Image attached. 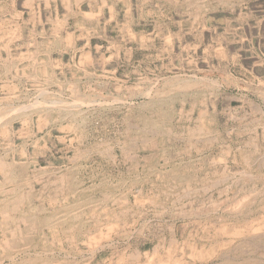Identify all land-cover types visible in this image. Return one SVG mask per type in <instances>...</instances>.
Wrapping results in <instances>:
<instances>
[{
	"label": "rangeland",
	"instance_id": "374dc122",
	"mask_svg": "<svg viewBox=\"0 0 264 264\" xmlns=\"http://www.w3.org/2000/svg\"><path fill=\"white\" fill-rule=\"evenodd\" d=\"M188 2L0 0V264H264V0Z\"/></svg>",
	"mask_w": 264,
	"mask_h": 264
},
{
	"label": "bare ground",
	"instance_id": "6f19581e",
	"mask_svg": "<svg viewBox=\"0 0 264 264\" xmlns=\"http://www.w3.org/2000/svg\"><path fill=\"white\" fill-rule=\"evenodd\" d=\"M170 1H171V0H170ZM179 1H180V0H179ZM194 1H195V0H194ZM105 2H106V1H105ZM161 2H162V1H161ZM175 2H176V1H175ZM189 2H190V0H189ZM189 2H188V3H189ZM171 3H172V2H171ZM176 4H177V3H176ZM189 4H190V3H189ZM172 6H173V4H172ZM188 6H190V5H188ZM100 7H101V6H100ZM175 7H176V6H175ZM178 7H179V6H178ZM191 7H192V6H191ZM196 8H197V7H196ZM174 9H175V8H174ZM188 9H189V8H188ZM188 9H187V10H188ZM190 9H191V8H190ZM190 9H189V10H190ZM199 9H201V8L199 7ZM112 10H113V9H112ZM79 11H80V10H79ZM147 11H148V10H147ZM185 11H186V10H185ZM185 11H184V12H185ZM191 11H192V10H191ZM128 12H129V11H128ZM186 12H187V11H186ZM200 13H201V12H200ZM200 13H199V14H200ZM188 14H189V13H188ZM92 15H93V13H92ZM86 16H90V15H87V14H86ZM90 17H91V16H90ZM197 18H198V17H197ZM86 19H87V18H86ZM181 20H182V19H181ZM84 22H85V21H84ZM64 24H65V23H64ZM168 40H169V38H168ZM86 43H87V42H86ZM130 56H131V55H130ZM40 69H41V68H40ZM47 69H48V68H47ZM50 70H51V69H50ZM102 71H103V70H102ZM38 77H39V76H38ZM45 77H46V76H45ZM50 77H51V74H50ZM47 78H48V76H47ZM199 78H200V76H199ZM29 79H30V78H29ZM54 79H55V78H54ZM210 79H211V78H210ZM51 80H52V79H51ZM25 81H26V80H25ZM49 81H50V80H49ZM49 81H48V82H49ZM17 82H18V81H17ZM50 82H54V81H50ZM50 82H49V83H50ZM193 82H194V81H193ZM49 83H48V84H49ZM181 83H182V82H181ZM57 84H58V83H57ZM189 84H190V83H189ZM191 84H193V83H191ZM191 84H190V85H191ZM195 84H196V83H195ZM40 85H41V84H40ZM183 85H184V84H183ZM185 85H188V84H185ZM138 86H139V85H138ZM140 87H142V86H140ZM68 88H69V87H68ZM252 89H253V88H252ZM44 90H45V89H44ZM73 90H74V89H73ZM48 91H49V90H48ZM55 91H56V90H55ZM73 92H74V91H73ZM69 96H70V95H69ZM123 96H124V95H123ZM55 97H56V96H55ZM17 98H18V97H17ZM53 98H54V97H53ZM57 98H59V97H57ZM113 99H114V98H113ZM73 100H74V99H73ZM119 100H120V99H119ZM153 100H154V99H153ZM168 100H169V99H168ZM53 101H54V100H53ZM57 101H58V100H57ZM60 101H63V100H60ZM65 101H66V100H65ZM42 102H43V101H42ZM80 102H81V101H80ZM135 102H136V101H135ZM26 104H27V103H26ZM28 104H29V103H28ZM54 104H55V101H54ZM58 104H60V103H57V106H59ZM82 104H83V103H82ZM94 104H95V103H94ZM162 105H163V104H162ZM165 105H166V104H165ZM167 105H168V104H167ZM41 106H42V105H41ZM43 106H44V105H43ZM55 106H56V105H55ZM257 106H258V105H257ZM257 106H256V107H257ZM12 107H13V106H12ZM17 107H18V106H17ZM168 107H169V105H168ZM201 107H202V106H201ZM259 107H260V106H259ZM9 108H11V107H9ZM28 108H30V107H28ZM58 108H59V107H58ZM63 108H65V106H64ZM254 108H255V107H254ZM23 109H24V108H23ZM25 109H26V107H25ZM49 109H50V108H49ZM159 109H160V108H159ZM3 110H4V109H3ZM7 110H8V109H7ZM9 110H10V109H9ZM42 110H43V109H42ZM45 110H46V109H45ZM47 110H48V109H47ZM58 110H59V109H58ZM161 110H164V109H161ZM161 110H160V111H161ZM204 110H205V109H204ZM204 110H203V111H204ZM211 110H212V109H211ZM257 110H258V109H257ZM164 111H165V110H164ZM22 112H23V111H22ZM28 112H29V111H28ZM45 112H46V111H44V113H45ZM48 112H49V111H48ZM58 112H59V111H58ZM58 112H57V113H58ZM256 112H257V111H256ZM4 113H5V112H4ZM15 113H16V112H15ZM40 113H42V112H40ZM65 113H66V112H65ZM69 113H70V112H69ZM201 113H202V112H201ZM201 113H200V115H201ZM23 114H25V112H24ZM151 114H152V113H151ZM203 114H205V113H203ZM46 115H47V114H46ZM48 115H49V114H48ZM158 115H159V114H158ZM200 115H199V116H200ZM49 116H50V115H49ZM65 116H66V115H65ZM46 117H47V116H46ZM146 117H148V116L145 115V118H146ZM150 117H151V116H150ZM204 117H205V116H204ZM204 117H203V118H204ZM237 117H238V116H237ZM237 117H236V118H237ZM245 117H246V116H245ZM39 118H40V117H39ZM152 118H153V117H152ZM203 118H202V119H203ZM20 119H21V118H20ZM40 119H42V121H43L44 118H40ZM40 119H39V122H40ZM136 119H137V118H136ZM202 119H200L201 122H202ZM238 119H239V118H238ZM144 120H146V119H144ZM154 120H155V119H154ZM205 120H206V119H205ZM198 121H199V119H198ZM209 121H210V119H209ZM43 122H44V121H43ZM211 122H213V121H211ZM208 123H210V122H208ZM250 123H251V122H250ZM39 124H40V123H39ZM187 124H188V123H187ZM203 124H204V123H203ZM263 124H264V123H263ZM41 125H42V122H41ZM65 125H66V124H65ZM198 125H199V124H197V126H198ZM201 125H202V124H201ZM38 126H39V125H38ZM73 126H74V125H73ZM167 126H168V125H167ZM27 127H28V126H27ZM71 127H72V126H71ZM199 127L201 128V126H199ZM203 127H205V126L203 125ZM38 128H39V127H38ZM76 128H77V127H76ZM206 128H207V127H206ZM210 128H211V127H210ZM242 128H243V127H242ZM22 129H23V128H22ZM39 129H40V128H39ZM41 129H42V128H41ZM207 129H208V128H207ZM28 130H29V129H28ZM32 130H33V129H32ZM32 130H31V131H32ZM73 130H74V129H73ZM172 130H173V129H172ZM194 130H195V129H194ZM199 130H200V129H199ZM199 130H197V131L200 132ZM231 130H232V129H231ZM26 131H27V130H26ZM150 131H151V130H150ZM197 131H196V132H197ZM201 131H202V129H201ZM75 132H76V131H75ZM198 132H197V133H198ZM203 132H204V131H203ZM5 133H6V132H5ZM8 133H9V132H8ZM155 133H156V131H155ZM162 133H164V132H162ZM153 134H154V133H153ZM182 135H183V134H182ZM192 135H193V134H192ZM201 135H202V134H201ZM6 136H7V135H6ZM29 136H30V135H29ZM79 136H80V135H78V137H79ZM123 136H124V135H123ZM198 136H199V135H198ZM162 137H163V136H162ZM182 138H183V137H182ZM250 138H251V137H250ZM43 139H44V138H43ZM144 139H145V138H144ZM195 139H196V138H195ZM44 142H45V141H44ZM44 142H43V143H44ZM136 142H137V140H136ZM248 143H249V142H248ZM221 144H222V143H221ZM244 144H245V143H244ZM254 144H255V143H254ZM16 145H17V144H16ZM37 145H38V144H37ZM42 145H43V144H42ZM252 145H253V144H252ZM9 146H10V145H9ZM165 147H166V146H165ZM21 148H22V147H21ZM125 148H126V147H125ZM34 149H35V148H34ZM75 150H76V149H75ZM229 150H230V149H229ZM109 151H110V150H109ZM22 152H23V151H22ZM83 152H84V151H83ZM23 153H24V152H23ZM33 153H34V152H33ZM76 153H77V152H76ZM76 153H75V154H76ZM245 155H246V154H245ZM247 155H248V154H247ZM262 155H263V154H262ZM213 159H214V158H213ZM247 159H248V158H247ZM219 160H221V159H219ZM12 161H14V160H12ZM248 161H249V160H248ZM124 163H125V162H124ZM258 164H259V163H258ZM175 166H176V165H175ZM177 166H178V165H177ZM183 166H184V165H183ZM178 167H179V166H178ZM178 167H177V168H178ZM183 168H184V167H183ZM13 170H14V169H13ZM171 170H173V169H171ZM189 170H190V169H189ZM4 171H5V170H4ZM183 171H184V170H183ZM187 171H188V169H187ZM244 171H245V170H244ZM176 172H177V171H176ZM188 172H189V171H188ZM144 173H145V172H144ZM183 173H184V172H183ZM240 173H242V172H240ZM244 173H245V172H244ZM11 174H12V173H11ZM11 174H10V175H11ZM13 175H14V174H13ZM157 175H158V174H157ZM168 175H169V174H168ZM176 175H177V174H176ZM180 175H181V174H180ZM234 175H235V174H234ZM251 176H252V175H251ZM251 176H250V177H251ZM14 177H15V176H14ZM14 177H12V178H14ZM181 177H182V176H181ZM181 177H180V178H181ZM253 177H254V176H253ZM162 178H163V177H162ZM182 178H183V177H182ZM182 178H181V179H182ZM181 179H180V181H181ZM184 179H185V178H184ZM184 179H182V181H183ZM224 179H225V178H224ZM159 180H160V179H159ZM205 180H206V179H205ZM218 180H219V179H218ZM225 180H226V179H225ZM172 181H173V180H172ZM199 181H200V180H199ZM216 181H217V180H216ZM146 182H147V181H146ZM163 182H164V181H163ZM163 182H162V183H163ZM218 182H219V181H218ZM220 182H221V181H220ZM143 183H144V182H143ZM143 183H142V184H143ZM164 183H165V182H164ZM164 183H163V184H164ZM181 183H182V182H181ZM246 183H247V182H246ZM16 184H17V183H16ZM199 184H200V183H199ZM231 184H232V183H231ZM253 184H254V183H253ZM61 185H62V184H61ZM229 185H230V184H229ZM27 186H28V185H27ZM226 186H227V185H226ZM28 187H29V186H28ZM131 187H132V186H131ZM179 187H180V186H179ZM8 188H9V187H8ZM216 188H217V187H216ZM21 189H22V188H21ZM163 189H164V188H163ZM171 189H172V188H171ZM171 189H170V190H171ZM205 189H206V187H205ZM245 189H246V188H245ZM2 190H3V189H2ZM14 190H17V189H14ZM17 191H18V190H17ZM19 191H20V190H19ZM1 192H2V191H1ZM3 192H4V191H3ZM138 192H139V191H138ZM174 192H175V191H174ZM259 192H261V191H259ZM16 193H18V192H16ZM26 193H27V192H26ZM159 193H160V192H159ZM161 193H162V192H161ZM165 193H167V192H165ZM7 194H8V193H7ZM11 194H13V193H11ZM14 194H15V192H14ZM18 194H19V193H18ZM23 194H24V193H23ZM110 194H111V193H110ZM167 194H168V193H167ZM106 195H107V194H106ZM156 195H157V194H156ZM164 195H165V194H164ZM168 195H169V194H168ZM244 195H245V194H244ZM10 196H11V195H10ZM14 196H15V195H14ZM107 196H108V195H107ZM126 196H127V195H126ZM151 196H152V195H151ZM242 196H243V195H242ZM242 196H240V197H241V198H244V197H242ZM246 196H247V195H246ZM5 197H8V196L6 195ZM60 197H61V196H60ZM0 198H1V197H0ZM16 198H17V197H16ZM25 198H26V197H25ZM253 198H254V197H253ZM2 199H3V198H2ZM28 199H29V198H28ZM32 199H33V198H32ZM147 199H148V198H147ZM147 199H145V200H147ZM166 199H167V197H166ZM239 199H240V198H239ZM114 200H115V199H114ZM114 200H113V201H114ZM138 200H139V199H138ZM150 200H151V199H150ZM159 200H160V199H159ZM233 200H234V199H233ZM246 200H249V199H246ZM28 201H29V200H28ZM231 201H232V200H231ZM249 201H250V200H249ZM251 201H252V199H251ZM3 202H4V200H3ZM239 202H240V201H239ZM239 202H237V203H239ZM29 203H30V202H29ZM51 203H52V202H51ZM54 203H55V202H54ZM90 203H91V202H90ZM92 203H93V202H92ZM110 203H111V202H110ZM233 203H234V202H233ZM233 203H232V204H233ZM235 203H236V202H235ZM65 204L67 205V203H65ZM68 204H70V203H68ZM164 204H165V203H164ZM228 204H229V203H228ZM244 204H245V203H244ZM2 205H3V204H2ZM19 205H20V204H19ZM27 205H28V204H27ZM43 205H44V204H43ZM234 205H235V204H234ZM236 205H239V204H236ZM31 206H32V205H31ZM40 206H41V204H40ZM40 206H39V207H40ZM44 206H45V205H44ZM60 206H62V204H61ZM240 206H241V205H240ZM27 207H28V206H27ZM27 207H26V209H27ZM32 207H33V206H32ZM35 207H36V206H35ZM39 207H38V208H39ZM65 207H67V206H65ZM65 207H63V208L65 209ZM0 208H1V207H0ZM18 208H19V207H18ZM33 208H34V207H33ZM136 208H137V207H136ZM22 209H25V208H22ZM39 209L42 210V208H39ZM48 209H49V208H48ZM212 209H213V208H212ZM230 209H231V208H230ZM236 209L238 210V208H236ZM240 209H241V208H240ZM17 210H18V209H17ZM17 210H15V212H17ZM30 210H31V209H30ZM34 210H35V209H34ZM34 210H33V211H34ZM123 210H125V209H123ZM31 211H32V210H31ZM44 211H45V209H44ZM58 211H59V210H58ZM58 211L55 212L56 215L59 214ZM65 211H66V210H65ZM134 211H135V210H134ZM162 211H163V210H162ZM182 211H183V210H182ZM18 212H19V211H18ZM22 212H23V211H22ZM51 212H52V211H51ZM51 212H50V213H51ZM53 212H54V211H53ZM57 212H58V213H57ZM62 212H63V211H62ZM124 212H125V211H124ZM29 213H30V212H29ZM40 213H41V212H40ZM68 213H69V212H68ZM133 213H134V212H133ZM155 213H156V212H155ZM196 213H197V212H196ZM237 213L239 214V212H237ZM27 214H28V213H27ZM27 214L25 213L24 215H27ZM48 214H49V213H48ZM53 214H54V213H53ZM53 214H52V215H53ZM62 214H63V213H62ZM64 214H65V213H64ZM115 214H116V213H115ZM138 214H139V213H138ZM21 215H22V214H21ZM66 215H68L67 212H66ZM141 215H143V214H141ZM185 215H186V214H185ZM232 215H233V214H232ZM243 215H244V214H243ZM9 216H10V215H9ZM37 216H38V215H37ZM68 216H69V215H68ZM160 216H161V215H160ZM186 216H187V215H186ZM188 216H189V215H188ZM39 217H41V216H39ZM53 217H55V215H53ZM60 217H61V216H60ZM66 217H67V216H66ZM70 217H71V216H70ZM8 218H9V217H8ZM8 218H7V220H8ZM48 218H49V215H48L47 219H48ZM62 218H63V217H62ZM136 218H137V217H136ZM193 218H194V217H193ZM52 219H53V218H52ZM55 219H56V218H55ZM71 219H72V218H71ZM250 219H251V218H250ZM262 219H263V218H262ZM58 220H59V219H58ZM62 220H63V219H62ZM69 220H70V218H69ZM149 220H150V219H149ZM38 221H39V218H38ZM52 221H53V220H52ZM63 221H66V220H63ZM107 221H108V220H107ZM110 221H111V220H110ZM9 222H10V221H9ZM14 222H15V221H14ZM50 222H51V220H50ZM50 222H49V223H50ZM53 222H54V221H53ZM56 222H57V220H56ZM66 222H69V221H66ZM66 222H65V223H66ZM111 222H112V221H111ZM116 222H117V221H116ZM5 223H6V221H5ZM37 223H38V222H37ZM47 223H48V222H47ZM58 223H59V222H58ZM165 223H166V222H165ZM53 224H54V223H53ZM56 224H57V223H56ZM60 224H61V223H60ZM70 224H71V222H70ZM70 224L68 223V226H70ZM73 224H74V223H73ZM76 224H77V223H76ZM78 224H79V223H78ZM112 224H113V223H112ZM6 225H7V224H6ZM50 226H53V225L50 224ZM79 226H80V224H79ZM121 226H122V225H121ZM7 227H8V226H7ZM7 227H6V228H7ZM10 227H11V226H10ZM45 227H46V226H45ZM54 227H55V226H54ZM57 227H58V225H57ZM60 227H61V226H60ZM62 227H63V225H62ZM77 227H78V226H77ZM108 227H109V226H108ZM224 227L226 228V226H224ZM43 228H44V227H43ZM78 228H79V227H78ZM139 228H140V227H139ZM162 228H163V227H162ZM38 229H39V228H37V232H39ZM60 229H61V228H60ZM70 229H71V228H70ZM79 229H80V228H79ZM100 229H101V228H100ZM256 229H258V228H256ZM256 229H255V230H256ZM86 230H87V229H86ZM108 230H109V229H108ZM171 230H172V229H171ZM224 230H225V229H224ZM232 230H233V229H232ZM23 231H24V230H23ZM40 231H41V230H40ZM78 231H79V230H78ZM253 231H254V230H253ZM102 232H103V231H101V233H102ZM171 232H172V231H171ZM35 233H36V231H35ZM39 233H40V232H39ZM88 233H89V232H88ZM224 233H225V232H224ZM226 233H228V232H226ZM12 234H13V233H12ZM91 234H92V233H91ZM35 235H37V234H35ZM40 235H41V234H40ZM223 235H224V234H223ZM256 235H257V234H256ZM69 236H70V235H69ZM92 236H93V234H92ZM67 237H68V236H67ZM72 237H73V236H72ZM38 239H39V238H38ZM40 240H41V239H40ZM33 241H34V240H33ZM209 241H210V240H209ZM259 241H260V240H259ZM39 242H40V241H39ZM41 242H42V241H41ZM59 242H60V241H59ZM95 242H96V241H95ZM235 242H236V241H235ZM31 244H32V243H31ZM89 244H90V243H89ZM170 244H171V243H170ZM61 245H62V244H61ZM155 246H156V245H155ZM176 246H177V245H176ZM74 247H75V246H74ZM76 247H77V246H76ZM158 247H159V246H158ZM174 247H175V246H174ZM219 247H220V246H219ZM69 248H70V247H69ZM76 249H77V248H76ZM188 249H189V248H188ZM170 250H171V249H170ZM9 251H10V249H9ZM50 251H51V250H50ZM73 251H74V250H73ZM176 251H177V250H176ZM230 251H231V250H230ZM78 252H80V250H79ZM6 253H7V252H6ZM8 253H11V252H8ZM19 253H20V252H19ZM23 253H24V252H23ZM137 253H138V252H137ZM220 254H221V253H220ZM235 254H236V253H235ZM29 255H30V254H29ZM131 255H132V254H131ZM197 255H198V254H197ZM232 255H233V254H232ZM190 256H191V255H190ZM22 257H23V256H22ZM22 257H20V258H22ZM26 257H27V256H26ZM173 257H174V256H173ZM227 257H228V256H227ZM13 259H14V258H13ZM120 259H121V258H120ZM120 259H119V260H120ZM179 259H180V258H179ZM119 260H118V261H119ZM16 261H17V260H16ZM227 261H228V260H227ZM13 263H14V262H13ZM120 263H121V262H120ZM173 263H174V262H173ZM225 263H226V262H225ZM223 264H224V263H223ZM226 264H227V263H226ZM238 264H239V263H238Z\"/></svg>",
	"mask_w": 264,
	"mask_h": 264
},
{
	"label": "crops",
	"instance_id": "0c3cea01",
	"mask_svg": "<svg viewBox=\"0 0 264 264\" xmlns=\"http://www.w3.org/2000/svg\"><path fill=\"white\" fill-rule=\"evenodd\" d=\"M148 14H149V10L148 11H146ZM147 13H145V16L144 17H141V20L142 21H146L147 22V18H145L146 17V14ZM134 14V13H133ZM134 16V15H133ZM136 19V18H135ZM264 19V18H263ZM259 20H262V19H256L255 17H254V22H258V23H261L262 21H259ZM140 21V20H139ZM141 22V21H140ZM139 22V23H140ZM155 23H157V20H155ZM193 22H190V26H189V30H197V28H198V26L196 25V24H192ZM258 23H255V24H258ZM158 24V23H157ZM163 24H165V22L163 23ZM162 24V25H163ZM160 26V25H157V28H158V26H159V29L160 30H165V31H167V30H171L169 27H167L166 25L165 26ZM186 26H188V25H186Z\"/></svg>",
	"mask_w": 264,
	"mask_h": 264
}]
</instances>
